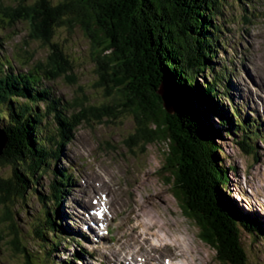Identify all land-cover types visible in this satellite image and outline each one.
<instances>
[{"label": "rangeland", "instance_id": "374dc122", "mask_svg": "<svg viewBox=\"0 0 264 264\" xmlns=\"http://www.w3.org/2000/svg\"><path fill=\"white\" fill-rule=\"evenodd\" d=\"M2 1L0 7L12 11L11 16L21 21L2 31L1 34H7L8 40L4 43L0 35V54H18L30 59L31 64L49 67L56 75L49 84L60 98V104L68 108L67 112L73 116V138L60 144L55 159L48 161L47 165L56 172L70 168L74 181L66 186L59 201L62 211L59 219L66 227L62 233L76 235L75 232L82 230V224L88 227L87 230L78 231L88 237L87 241L80 243V247L90 250L94 257L83 254L75 264H99L100 261V264H144L142 252L150 242H156L155 231H159L160 237H163L161 229L166 230L170 238L179 236L185 240L194 264H221L214 250L199 237L195 221L180 206L178 196L184 198L189 190L174 180L172 165L166 168V143L144 145L137 142L132 115L121 113L119 118L116 117L123 101L107 103L111 96L107 93L108 89L99 84L90 42L81 30L59 26L50 29L49 33L44 32L38 29V16L33 15V0ZM227 3H232V0ZM243 3L240 5L235 0L231 7L221 6L222 15L218 16L217 22L220 26L219 36L225 43L218 41L219 46L211 61L215 70L219 68L223 73L227 68V77L230 78L227 90L232 96V103L219 98L221 110L226 109L227 115L235 119V109L249 123L256 120L259 126H252L249 133L242 129L232 131L230 126V136L219 141L223 152V169L228 177L226 195L223 196L241 212L254 213L264 229V0H244ZM3 14L0 12V15ZM45 36H48L47 40ZM204 76L206 81L210 80L208 75ZM198 81L202 82L203 78ZM15 84L16 81L11 79L6 86L11 90L17 88ZM165 84L170 86L171 91L165 89ZM157 88L161 94H172L173 99L176 97L171 83L166 79H162ZM52 98L50 95L45 101L48 100L51 107L59 110ZM17 101H26L27 104L18 103L34 109L38 115L39 109L44 107V102L40 100L29 102L18 98ZM47 119L52 120L50 116ZM208 119L223 132L215 118L209 116ZM39 120L40 116L36 118L37 123ZM38 125L37 136L47 141L45 123L41 120ZM243 134L251 136V140L247 141L251 146L249 153L237 145V138ZM185 146L186 143L179 142L176 146L178 155L185 150ZM43 147L46 148V144ZM189 160L196 164L193 159ZM228 165L232 166L231 170L227 169ZM10 166L0 164V264H23L26 253L35 264H53L47 263L45 258L41 261L43 250L36 245L32 232L34 223H40L42 219L38 214V194H47V183L51 178L40 175L42 171L37 172L38 169L32 170L33 176L40 175V178L30 186L31 190L26 189L25 199L3 187L11 174ZM106 183H110L111 190L105 188ZM82 203L96 204L93 208L98 212L91 216L95 219L96 215H101V221L108 228L102 239L93 240V233L89 230L91 226L84 213L77 208ZM145 213L159 222L143 232L145 228L138 225L139 221L147 223L151 218ZM240 238L249 264H264V237L254 241L246 232ZM71 248L62 256L67 254L68 258L74 252ZM177 252L163 249L161 252L154 251L153 255L161 256L159 261L168 255L162 263L166 264L167 259ZM58 258L54 260H60Z\"/></svg>", "mask_w": 264, "mask_h": 264}, {"label": "trees", "instance_id": "16d2710c", "mask_svg": "<svg viewBox=\"0 0 264 264\" xmlns=\"http://www.w3.org/2000/svg\"><path fill=\"white\" fill-rule=\"evenodd\" d=\"M227 1L33 0L32 7L35 8L33 15L38 16L39 30L49 33L50 29L59 26L81 30L90 42L99 84L108 89L111 96L107 103L123 101L116 117L119 118L121 113L132 115L137 142L144 145L166 143L164 163L166 168L172 165L174 180L189 190L184 198L178 196L179 203L195 221L199 237L214 250L221 264H249L240 236L247 232L254 241L261 239L264 237L263 224L254 213L241 212L223 196L226 195L228 177L223 169L219 141L230 136V126L232 131L242 129L249 133L255 125L241 118L235 109V119L227 115L226 109V112L221 110L219 98L232 103L227 90L230 78L227 68L223 73L219 68L215 70L211 61L218 41L225 43L219 36L217 19L222 15L221 6L231 7L235 2ZM237 1L244 4V0ZM1 3L3 5L2 0ZM0 10L3 14L4 6ZM5 12L0 15L1 28L11 27L16 21L11 16L12 11ZM204 74L209 76V81ZM164 78L171 83L176 95L179 141L187 145L179 155L172 144L175 141L179 145L178 138L173 135L169 126L171 118L166 116L157 91ZM199 78L203 81L199 82ZM9 80L0 78V127L6 135L0 164L11 165V174L3 187L26 199V189L31 190L30 186L39 181L40 175L47 174L48 161L55 159L59 152L61 137L54 145L48 132L47 141L37 136L41 120L47 129V118L41 111L38 115L34 109L16 102L18 97L27 95L26 88L15 84L17 88L9 90L6 86ZM209 116L215 118L223 132L209 122ZM58 121V132L66 138L68 129L59 118ZM245 135L237 138V145L249 153L251 146L247 141L251 136ZM188 156L196 164H192ZM36 169L42 172L34 177L32 170ZM227 169L231 170L232 166L228 165ZM53 172L49 193L35 192L39 195L38 214L42 219L40 223H34V241L43 250L41 261L45 258L47 263L75 264L86 251L80 247L79 238L62 233L66 227L59 219L62 214L59 201L65 191L62 187L72 183L71 174L64 169L57 172L53 169ZM69 248L74 249L69 255L72 259L62 256ZM27 255L23 264H35Z\"/></svg>", "mask_w": 264, "mask_h": 264}, {"label": "bare ground", "instance_id": "6f19581e", "mask_svg": "<svg viewBox=\"0 0 264 264\" xmlns=\"http://www.w3.org/2000/svg\"><path fill=\"white\" fill-rule=\"evenodd\" d=\"M9 70L12 73H15V71H16V70H11V69H9ZM23 82H24V84L27 85V86H25V88H26L25 89V93H27V95L25 97L21 96V97H18V98H24V99L28 100L29 102L35 101V100L45 101L46 98L51 95V93H49L47 90H46V92L43 93L42 85L40 84V81L38 79H36V81H35V87H33L31 85L32 80H28V79L25 78L23 80ZM28 84H30V85H28ZM45 102H49V101L47 100ZM56 110L58 112H60V110H58V109H56ZM98 177H100V176L98 175ZM109 184L106 183L105 188L107 190H111ZM62 190H65V188L63 189V187H62ZM113 191H114V189H113ZM94 205H96V204H88L87 205V204H83L82 203V204H78L77 208H78V210H80L81 212L84 213V216L87 219V217L89 216V212L88 211L90 210V208H93ZM142 208L144 209V207H142ZM145 214L148 215L151 218H150V222H147V223H144L143 220L139 221L138 225L145 228L143 230V232H146L147 229L153 228V225L155 224V222H159V220H157V218L153 217L152 215L147 214V213H145ZM138 218H140L139 215H138ZM89 224L91 226V227H89V230L96 235L97 232H99L98 229H97V226L94 223H92V222H90ZM163 226H164V224H163ZM81 228H82V230H87L88 229V227H86L84 224L81 225ZM82 230L79 229L78 231H82ZM158 230H160V229H158ZM161 231H163V234H164L163 237L162 238L160 237V234L158 233L159 231H155L154 232V234H155L154 236L156 237V242L155 243L150 242V244L148 245L147 249L142 252V260H143L142 262L144 264H162L164 258H162L161 261H159V258L161 256L158 257V256H154L153 254H154V251H160L161 252L163 249H170L172 251H178L176 253V256L181 260L182 264H186V262H188V261H189V264H194L195 263L194 262V258L192 259L191 255L189 254L190 249L188 248V246L185 243V240L183 238H181L179 236H175L173 238H170L166 230H164V229L162 230L161 229ZM101 233L105 237V234L102 231H101ZM141 247H143V246H141ZM149 253H151L152 255L149 256ZM169 253H170V251H169ZM193 256H194V254H193ZM100 263H101V261L99 262V264Z\"/></svg>", "mask_w": 264, "mask_h": 264}, {"label": "water", "instance_id": "95a60500", "mask_svg": "<svg viewBox=\"0 0 264 264\" xmlns=\"http://www.w3.org/2000/svg\"><path fill=\"white\" fill-rule=\"evenodd\" d=\"M163 80L165 81V79H163ZM164 87H165V89L171 91L170 86L168 84H165ZM163 92H164V90H163ZM159 95L161 97L162 105H163V108L166 112V116L171 118L170 120L168 118V120L170 121L169 126H170L171 130L173 131L174 137H177L178 141H179L181 139L179 138V135H178L177 121H176V117H175V115L177 113L175 98L173 99L172 94L170 95L168 93L167 94L166 93L161 94L159 92ZM5 143H6V135L3 132V130L2 131L0 130V155L2 153L4 146H5ZM172 144L175 147V149L177 150V147H176V146H178L177 143L175 141H173Z\"/></svg>", "mask_w": 264, "mask_h": 264}]
</instances>
